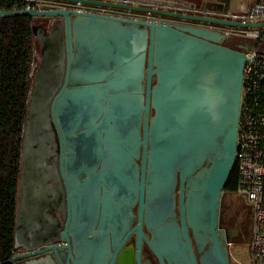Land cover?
I'll return each mask as SVG.
<instances>
[{
  "label": "water",
  "instance_id": "water-1",
  "mask_svg": "<svg viewBox=\"0 0 264 264\" xmlns=\"http://www.w3.org/2000/svg\"><path fill=\"white\" fill-rule=\"evenodd\" d=\"M49 1L264 29V21L242 22L192 8ZM9 16L60 17L65 24V42L51 44L55 58H62V70L50 85L48 111L55 154L69 177L71 201L61 235L68 249L73 242L77 259L72 264H121L131 238L135 254L131 251L130 264H141L143 240L161 264L162 256L170 264H197L189 229L198 252L211 243L200 264H229L218 243L219 201L236 166L247 49L226 46L227 38L213 30L170 22L46 5L0 10V19ZM37 27L31 26L35 38ZM178 182L180 223L174 218ZM41 252L26 250L0 264ZM54 259L28 264H63L62 256Z\"/></svg>",
  "mask_w": 264,
  "mask_h": 264
},
{
  "label": "flooded vegetation",
  "instance_id": "flooded-vegetation-1",
  "mask_svg": "<svg viewBox=\"0 0 264 264\" xmlns=\"http://www.w3.org/2000/svg\"><path fill=\"white\" fill-rule=\"evenodd\" d=\"M34 6L41 8L48 6L55 9L75 10L78 12L90 11L92 13L122 16L136 20H153L160 22H170L179 25H192L189 22L175 20L172 18L157 15L131 13L126 11L104 9L77 5L69 2L49 1V0H23ZM22 2L21 4H24ZM126 3V2H125ZM14 6H6L0 10H13ZM38 26L35 29L37 38H34L36 53L34 63L36 65V76L32 79L29 91L26 117L22 131L21 153L19 168L16 179L15 195V227L14 245L12 257L28 252H41L33 258L18 261L15 264H28L39 260H47L54 255L62 256L63 264H72L77 259V255L71 247L62 241V229L68 222V205L71 201L66 193L69 185L68 172L61 170V162L56 157L55 152V132L50 122L48 104L50 102V90L52 83L59 80L62 70V58H55L52 42L63 43L66 40L65 24L60 17H37L32 18V25ZM33 35V33H32ZM247 41V40H245ZM244 39L230 37L225 40V45L237 50H245L249 44L243 45ZM59 63L60 67L54 68L53 64ZM42 66H46L44 72ZM60 70V71H59ZM206 165V164H205ZM204 165V166H205ZM179 182L175 189V216L180 223L179 214ZM227 195H234L223 190L220 202V218L218 226V240L223 251H227L229 264H242L235 256V247H247L250 238L251 210L244 199L237 196L240 206H234L232 200ZM227 197V199H225ZM236 197V196H235ZM72 219V218H71ZM69 222V226L71 224ZM17 229V231H16ZM53 230H56L54 233ZM146 237L151 240V235L146 231ZM15 239L19 241V248L15 250ZM189 240L197 264H200V256L204 254L211 243H207L201 252L197 247L191 231L189 229ZM141 248V264H161L159 258L144 240ZM26 249V250H25ZM127 253L124 255L121 264H130V258L134 251L135 239L131 238L127 243ZM69 255H71L70 258ZM163 264H170L166 257L162 256ZM111 260V257L109 258ZM116 264V262H115Z\"/></svg>",
  "mask_w": 264,
  "mask_h": 264
},
{
  "label": "trees",
  "instance_id": "trees-1",
  "mask_svg": "<svg viewBox=\"0 0 264 264\" xmlns=\"http://www.w3.org/2000/svg\"><path fill=\"white\" fill-rule=\"evenodd\" d=\"M167 1L168 9H190L173 0ZM22 2L0 0V9L6 6L11 9ZM227 7L228 0H225V10ZM31 24L30 17L9 16L0 19V262L11 259L14 245L15 182L36 53ZM237 186L236 165L229 175L225 190L235 194Z\"/></svg>",
  "mask_w": 264,
  "mask_h": 264
},
{
  "label": "built area",
  "instance_id": "built-area-1",
  "mask_svg": "<svg viewBox=\"0 0 264 264\" xmlns=\"http://www.w3.org/2000/svg\"><path fill=\"white\" fill-rule=\"evenodd\" d=\"M15 5L13 10L34 9L28 2ZM234 19L250 23L264 21V4L253 5L244 15ZM191 26L213 30L225 38H240L253 43L264 42V29L255 34H248L245 30L224 26ZM245 54L248 61L244 67L241 91L236 150L238 186L235 194L243 198L251 210L250 238L247 246L250 264H264V51L249 47Z\"/></svg>",
  "mask_w": 264,
  "mask_h": 264
},
{
  "label": "rangeland",
  "instance_id": "rangeland-1",
  "mask_svg": "<svg viewBox=\"0 0 264 264\" xmlns=\"http://www.w3.org/2000/svg\"><path fill=\"white\" fill-rule=\"evenodd\" d=\"M112 1H116V2H126V3H132V4H136V5H142V6H148V7H154L155 8H160L161 6H163V8L167 9V5H168V1L167 0H112ZM204 0H173L174 3L176 4H183L185 5L187 8H192V9H201L204 8V4H203ZM25 3V2H24ZM174 4V5H176ZM146 16H150V15H146ZM248 34H255L258 33L260 31L257 29H251V30H245ZM243 45H247L249 44L250 47L252 49H259L261 51H264V42H257V43H253L252 41H245L242 42ZM36 65L35 63H33V67H32V75H33V79L36 76ZM233 202L234 206H240V202L237 199V194L234 195H227ZM236 196V197H235ZM227 199V197L225 198ZM235 249V256L237 257V259L242 263V264H250V259H249V248L248 247H243V246H237L234 248Z\"/></svg>",
  "mask_w": 264,
  "mask_h": 264
},
{
  "label": "crops",
  "instance_id": "crops-1",
  "mask_svg": "<svg viewBox=\"0 0 264 264\" xmlns=\"http://www.w3.org/2000/svg\"><path fill=\"white\" fill-rule=\"evenodd\" d=\"M262 2L263 0H228V7L225 10V0H204V8L196 10L210 15L236 18L244 15L253 5L263 4Z\"/></svg>",
  "mask_w": 264,
  "mask_h": 264
}]
</instances>
